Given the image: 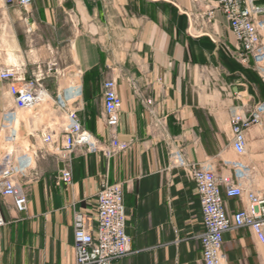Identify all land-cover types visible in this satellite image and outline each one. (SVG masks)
Instances as JSON below:
<instances>
[{"label": "crops", "instance_id": "obj_1", "mask_svg": "<svg viewBox=\"0 0 264 264\" xmlns=\"http://www.w3.org/2000/svg\"><path fill=\"white\" fill-rule=\"evenodd\" d=\"M19 1L0 0L1 63L24 64L27 77L63 71L46 75L44 86L51 98L79 88L82 127L105 146L112 131L104 83L114 79L122 99L116 132L130 145L111 156L84 146L65 151L55 125L63 115L52 104L17 109L0 78V143L3 130L16 125L40 152L28 172L16 177L28 208L19 212L11 197L0 196L6 220L0 264H75V215L83 213L96 225L103 183L124 185L132 239V253L112 264H203L201 200L172 154L180 152L244 188H264V127L247 130L245 153L239 154L230 125L242 106L264 100V82L230 54L236 38L216 0ZM257 4L264 9V0ZM53 128L56 140L46 144L42 136ZM68 161L72 181L65 183ZM237 164L245 172L241 179L235 178ZM224 199L229 212L244 206L240 198ZM224 246L229 264H264V245L246 227L227 231Z\"/></svg>", "mask_w": 264, "mask_h": 264}, {"label": "built area", "instance_id": "obj_2", "mask_svg": "<svg viewBox=\"0 0 264 264\" xmlns=\"http://www.w3.org/2000/svg\"><path fill=\"white\" fill-rule=\"evenodd\" d=\"M12 2V0H8ZM259 0H216L223 11L230 28L236 38V46L230 54L241 64L252 66L264 82V20L258 16L264 11L257 4ZM20 4L28 6L32 0H20ZM213 12H208L207 21L211 22ZM192 32V24L190 25ZM63 76V71L48 70L46 73H33L27 77L24 64L4 66L0 60V78L7 84L8 92L13 97L17 109L36 110L52 104L56 112L63 115L62 120L55 123L62 131L60 142L65 151L70 152L76 146H84L88 150H100L106 156L125 151L128 141L118 138L116 129L119 125V111L122 99L117 91L114 79L104 83V105L106 123L111 128L112 139L104 145L91 133L84 130L79 119L83 109L80 104L79 88H69L51 98L43 84L45 76ZM52 99V102H51ZM150 104L151 100L148 101ZM242 112L231 115L232 146L239 154L245 153L247 130L255 125L264 127V100L255 102ZM59 119V116H58ZM158 126L159 123H152ZM165 126V123H164ZM164 131L162 137L164 136ZM3 144L0 143V196L13 199L17 211L28 208V197L24 189L16 182L18 175H24L40 156L39 150L21 139L16 125L3 130ZM55 128L43 134L46 144L56 140ZM174 164L183 168L195 181L201 200L202 217L205 230L201 236L203 264H229L228 254L224 246V234L233 229L248 228L264 245V188L261 190L244 188L229 176H218L210 167L195 165L184 154H172ZM66 158V156H65ZM243 166H235V178L245 176ZM65 183L72 181L71 164L68 161L62 171ZM124 185L122 183H103L96 195V216L93 227L83 213L75 215L74 247L75 264H112L116 259L132 253V239L126 232L127 213L124 203ZM224 195L244 200V206L235 212H229ZM6 224L0 207V226Z\"/></svg>", "mask_w": 264, "mask_h": 264}, {"label": "rangeland", "instance_id": "obj_3", "mask_svg": "<svg viewBox=\"0 0 264 264\" xmlns=\"http://www.w3.org/2000/svg\"><path fill=\"white\" fill-rule=\"evenodd\" d=\"M20 116H21V114H20ZM21 139H22V137H21V130H20V139H19V144H21ZM1 143L3 144V138L1 139Z\"/></svg>", "mask_w": 264, "mask_h": 264}]
</instances>
